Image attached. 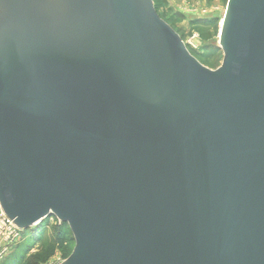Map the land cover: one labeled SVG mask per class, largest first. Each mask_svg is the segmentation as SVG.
I'll list each match as a JSON object with an SVG mask.
<instances>
[{"label":"water","instance_id":"obj_1","mask_svg":"<svg viewBox=\"0 0 264 264\" xmlns=\"http://www.w3.org/2000/svg\"><path fill=\"white\" fill-rule=\"evenodd\" d=\"M215 70L152 0H0V209L61 264H264V0Z\"/></svg>","mask_w":264,"mask_h":264},{"label":"rangeland","instance_id":"obj_2","mask_svg":"<svg viewBox=\"0 0 264 264\" xmlns=\"http://www.w3.org/2000/svg\"><path fill=\"white\" fill-rule=\"evenodd\" d=\"M159 17L164 20L182 39L189 53L203 66L215 70L220 67L223 54L218 47L220 21L228 0H152ZM64 225L46 220L40 226L22 231L21 241L10 253L0 258V263L12 257L18 250L22 253L23 264H58L64 261L62 253H56L43 261L42 242L55 236ZM38 232L39 239L32 243ZM31 236H33L31 238ZM38 236V235H37ZM70 244L74 246L69 233ZM19 252V251H18ZM19 253L18 255H20Z\"/></svg>","mask_w":264,"mask_h":264},{"label":"trees","instance_id":"obj_3","mask_svg":"<svg viewBox=\"0 0 264 264\" xmlns=\"http://www.w3.org/2000/svg\"><path fill=\"white\" fill-rule=\"evenodd\" d=\"M155 7V6H154ZM156 10V8H155ZM38 232H35V236H31L32 238V243L33 242H37L38 241V237L39 234H37ZM70 231L67 228L66 225H64L62 227V229H60L54 237L45 240L44 242H42V248H43V261L52 257L56 251H59L60 253H62L64 260L70 255L71 251H72V246L70 244V240L68 238ZM38 235V236H37ZM19 251V252H18ZM15 255L12 257V262H8V259L1 262L0 264H23L24 261H22V253L21 252H25V251H20L18 250ZM19 253H21L20 255H18ZM28 264H33V263H28Z\"/></svg>","mask_w":264,"mask_h":264},{"label":"built area","instance_id":"obj_4","mask_svg":"<svg viewBox=\"0 0 264 264\" xmlns=\"http://www.w3.org/2000/svg\"><path fill=\"white\" fill-rule=\"evenodd\" d=\"M50 220L57 221L55 218H51ZM21 233L22 231L0 209V258L18 246L22 239Z\"/></svg>","mask_w":264,"mask_h":264}]
</instances>
